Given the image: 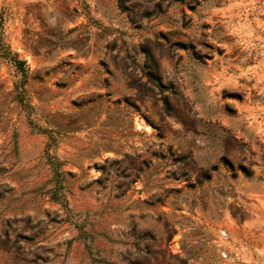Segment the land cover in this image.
<instances>
[{"label": "rangeland", "instance_id": "374dc122", "mask_svg": "<svg viewBox=\"0 0 264 264\" xmlns=\"http://www.w3.org/2000/svg\"><path fill=\"white\" fill-rule=\"evenodd\" d=\"M0 264H264V0H0Z\"/></svg>", "mask_w": 264, "mask_h": 264}, {"label": "trees", "instance_id": "16d2710c", "mask_svg": "<svg viewBox=\"0 0 264 264\" xmlns=\"http://www.w3.org/2000/svg\"><path fill=\"white\" fill-rule=\"evenodd\" d=\"M19 61V63H21L22 64V61L21 60H18Z\"/></svg>", "mask_w": 264, "mask_h": 264}, {"label": "bare ground", "instance_id": "6f19581e", "mask_svg": "<svg viewBox=\"0 0 264 264\" xmlns=\"http://www.w3.org/2000/svg\"><path fill=\"white\" fill-rule=\"evenodd\" d=\"M141 122V121H140ZM137 124H139V123H137ZM139 126V125H138Z\"/></svg>", "mask_w": 264, "mask_h": 264}]
</instances>
